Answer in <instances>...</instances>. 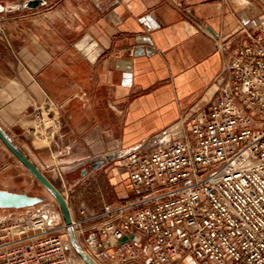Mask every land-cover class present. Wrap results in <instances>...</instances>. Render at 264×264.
<instances>
[{
    "label": "crops",
    "instance_id": "crops-1",
    "mask_svg": "<svg viewBox=\"0 0 264 264\" xmlns=\"http://www.w3.org/2000/svg\"><path fill=\"white\" fill-rule=\"evenodd\" d=\"M25 1L0 0V105L61 107L58 146L77 162L136 148L177 122L186 131L220 95L245 29L255 27L231 0H45L20 9ZM113 161L65 186L73 213L130 196Z\"/></svg>",
    "mask_w": 264,
    "mask_h": 264
},
{
    "label": "built area",
    "instance_id": "built-area-1",
    "mask_svg": "<svg viewBox=\"0 0 264 264\" xmlns=\"http://www.w3.org/2000/svg\"><path fill=\"white\" fill-rule=\"evenodd\" d=\"M245 31L229 81L186 131L177 122L116 155L126 200L73 213L64 195L76 239L97 264H173L186 256L264 264V26ZM60 111L50 101L35 104L29 115L40 124L29 128L55 142ZM19 211L0 217V264H85L61 211L47 203Z\"/></svg>",
    "mask_w": 264,
    "mask_h": 264
},
{
    "label": "rangeland",
    "instance_id": "rangeland-1",
    "mask_svg": "<svg viewBox=\"0 0 264 264\" xmlns=\"http://www.w3.org/2000/svg\"><path fill=\"white\" fill-rule=\"evenodd\" d=\"M235 8L240 12L241 9L249 10L250 32L255 33L258 29L264 26V0H231ZM34 101L29 103L0 105V126L10 136L14 143L23 151V153L46 175L57 188L63 187V195L65 194V183L67 180L72 184L73 180H81L79 167L90 159H94V155H85V161H75L71 154H68L65 149L58 146V140L51 143L50 138L42 132V135H36V127L40 123L35 116H30L33 113ZM60 122L64 125L62 116ZM42 125V124H41ZM40 125V126H41ZM29 126L32 127L29 128ZM63 129V128H62ZM62 133V131H61ZM38 134V133H37ZM47 143V144H45ZM116 161H113V165ZM58 168L59 177L56 179V169ZM114 168V166H113ZM112 168H109L110 170ZM91 171L89 177L93 174ZM100 176L103 177L102 172ZM97 175V174H95ZM63 180V181H62ZM65 180V181H64ZM0 188L28 193L29 195H37L45 197L44 203L49 204L57 211H61L58 203L53 199L50 192L34 178L27 168L2 144L0 141ZM19 210H6L5 214L0 210L1 215H17ZM62 214V213H61ZM4 217V216H3ZM63 218V216H62Z\"/></svg>",
    "mask_w": 264,
    "mask_h": 264
},
{
    "label": "water",
    "instance_id": "water-1",
    "mask_svg": "<svg viewBox=\"0 0 264 264\" xmlns=\"http://www.w3.org/2000/svg\"><path fill=\"white\" fill-rule=\"evenodd\" d=\"M46 4L45 0H26L19 5L20 9H38ZM6 11V7L0 5V14ZM213 32V31H212ZM0 141L2 144L27 168V170L38 180L51 194L58 203L63 219L68 225V235L71 245L76 254L85 262V264H97L93 261L79 245L74 230L71 227V214L67 201L63 195V187L57 188L56 185L23 153V151L14 143L10 136L0 126ZM116 158L115 154L97 157L96 164L92 166L93 170L102 168L108 162ZM85 176V173L82 175ZM61 180V178H60ZM65 183L64 185H68ZM46 201L45 197L29 195L28 193L14 192L0 188V210H23L29 207L37 206ZM126 238L123 239V242Z\"/></svg>",
    "mask_w": 264,
    "mask_h": 264
},
{
    "label": "flooded vegetation",
    "instance_id": "flooded-vegetation-1",
    "mask_svg": "<svg viewBox=\"0 0 264 264\" xmlns=\"http://www.w3.org/2000/svg\"><path fill=\"white\" fill-rule=\"evenodd\" d=\"M96 164V161L95 160H88L86 161L85 163H83L80 167H79V173H80V176H82L84 173H85V176L88 175L91 171H94L92 169V166ZM63 181V180H62ZM65 181V180H64ZM76 180H73L72 182H74ZM66 182L69 183V181L67 180Z\"/></svg>",
    "mask_w": 264,
    "mask_h": 264
},
{
    "label": "bare ground",
    "instance_id": "bare-ground-1",
    "mask_svg": "<svg viewBox=\"0 0 264 264\" xmlns=\"http://www.w3.org/2000/svg\"><path fill=\"white\" fill-rule=\"evenodd\" d=\"M51 141V140H50ZM45 144H47V143H45ZM4 211H6V210H4Z\"/></svg>",
    "mask_w": 264,
    "mask_h": 264
}]
</instances>
